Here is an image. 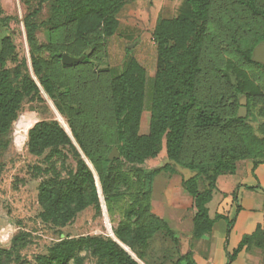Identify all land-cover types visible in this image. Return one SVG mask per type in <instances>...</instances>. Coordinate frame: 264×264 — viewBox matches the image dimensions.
I'll return each instance as SVG.
<instances>
[{"label": "trees", "instance_id": "trees-1", "mask_svg": "<svg viewBox=\"0 0 264 264\" xmlns=\"http://www.w3.org/2000/svg\"><path fill=\"white\" fill-rule=\"evenodd\" d=\"M127 1L75 0V9L67 16L64 27L72 29L75 26V34L79 39L89 35L86 36L87 39L94 37L99 40L100 37L106 40L119 31L121 23L117 13ZM133 1L138 4L139 11L149 14L159 7L158 0ZM186 2L191 6L192 16L156 19L153 35L161 60L152 75L130 54L126 56L123 69L118 74L111 68L95 71L93 64L103 58L105 44L94 46L89 55L73 64H64L61 53L53 66L67 76L66 85L74 101L97 104L95 125L83 119L68 123L77 144L91 163V156L104 155L113 145L118 146L120 156L127 165L120 174V185L123 186L126 199L128 192L135 196L142 192L151 193L153 178L160 171L175 172L171 164L149 171L140 167L147 160L159 157L164 144L166 157L184 167L204 175L210 168L215 169L213 178H207L208 183L202 190L199 189L196 177L183 181L196 209L194 236L201 237L208 233L218 219L227 221L229 236L236 214L241 209L237 192L233 194L237 211L232 219L221 213H216L211 218L207 204L217 188V178L225 173H233L238 161L252 158L255 166L264 162V142L260 139L251 141L250 144L241 135L243 118H236L231 123L226 121L231 113L228 99L230 88L218 72L225 59L220 50V42L207 33L206 25L214 15L228 17L238 24L243 23L239 20H247L248 15L264 17V0ZM218 3L223 6H218ZM91 20H95V23L89 28L86 27ZM80 42L83 41L80 39ZM80 45L82 46L81 43ZM237 48L240 49V46ZM10 55L11 45L4 39L0 58ZM32 63L36 79L51 99V92L58 86L57 82L47 75V78L42 76L43 65L34 55ZM40 92L42 91L33 76L24 80L21 92L0 85V113L14 114L23 94ZM145 110L151 112L149 131L141 133V117ZM28 134V148L33 154L41 155L47 148L69 144L79 158L77 171L63 181L65 185H58L57 179L52 178L42 182L39 187L42 219L63 227L93 201H101L94 174L96 169L93 163L94 171L88 165L59 122L38 121ZM226 147L232 152L231 159L223 158ZM103 160L113 162L107 156ZM258 187L248 186L250 189ZM70 199L71 204H68ZM140 199V196L135 198L141 203ZM126 203L128 209L115 222L117 228L114 232L141 261L153 264L145 250L150 239L162 232L174 233L164 219L152 212L149 201L140 205L138 203L136 207ZM114 215L115 213L111 215L112 218ZM125 218L135 220V223L129 225L122 221ZM252 235L244 236L239 246L228 254L227 264H231ZM88 249L109 264H141L109 235L108 238L79 236L61 239L50 248L48 256L43 258L41 264H69L71 261L74 264H84V256L80 253ZM174 264L196 263L184 256Z\"/></svg>", "mask_w": 264, "mask_h": 264}, {"label": "rangeland", "instance_id": "rangeland-1", "mask_svg": "<svg viewBox=\"0 0 264 264\" xmlns=\"http://www.w3.org/2000/svg\"><path fill=\"white\" fill-rule=\"evenodd\" d=\"M219 4L222 3H218V6H223ZM75 5V0H0V49L4 39L11 45V55L0 58V85L21 92L24 80L29 76L35 77L32 55L43 65L42 76L53 78L58 85L51 92V101L57 107L56 111L48 102L50 98L44 97L47 94L42 88L43 93L23 94L14 114L0 113V264H41L50 248L64 238H108L100 199L98 202L93 201L63 227L45 222L41 217L43 208L39 203L40 184L56 178L58 185H65L63 181L77 171L79 158L69 144L47 148L41 155L31 153L28 148L30 128L41 120L59 122L72 135L68 122L75 119H83L93 125L97 122V104L74 101L66 85L67 76L53 66L57 57L61 53H68L80 61L93 51L94 46L105 44L103 58L93 64L95 71L111 68L118 74L123 69L126 56L130 54L152 75L161 60L153 35L156 19L192 16L191 6L186 0H158L159 7L152 14L139 11L138 4L128 0L117 13L121 24L115 35L106 40L100 37L99 40L94 37L87 39L86 36L89 35H85L80 38L83 42H80L75 34V26L72 29L64 27L67 16L75 9ZM246 19L239 20L243 23L238 24L228 17L214 15L206 25V31L220 42V50L225 59L218 72L230 88L228 99L231 113L226 121L231 123L240 118L238 111L242 100L246 98L248 113L241 123V135L251 144V141L260 139L264 142V63L254 60L255 49L264 44V17L248 15ZM94 23L95 20H91L86 27L89 28ZM237 46H240L241 51ZM150 118L151 112L145 110L141 117V133L149 131ZM72 139L78 146L75 138ZM114 149L119 153L118 146L113 145L104 155L91 156V160L115 230V222L127 211L128 206L125 191L120 185L121 170L127 165L120 153L119 156L110 157ZM105 156L113 162L104 161ZM165 158L163 144L158 159L151 163L149 161L145 166L152 168L157 162L163 163ZM223 158H232V152L227 147ZM174 169L186 181L185 175L175 166ZM191 171L197 173L195 177L202 189L208 179L213 178L215 169L210 168L205 175L196 170ZM156 184L153 203L161 207L164 205L165 182L159 178ZM256 189L261 188L259 186ZM217 199L218 197L210 205V214L214 217ZM68 204H71V199ZM222 206L226 207V200L218 210ZM113 213L114 218L111 216ZM247 243L249 251L257 259L252 263L264 264V229L259 227L248 238ZM177 244L178 239L173 234L162 232L150 239L145 249L146 254L153 264H174L172 259L179 253ZM127 251L141 264L146 263L133 250ZM80 254L84 256V264H109L92 250H83ZM69 264L74 263L71 261Z\"/></svg>", "mask_w": 264, "mask_h": 264}, {"label": "crops", "instance_id": "crops-1", "mask_svg": "<svg viewBox=\"0 0 264 264\" xmlns=\"http://www.w3.org/2000/svg\"><path fill=\"white\" fill-rule=\"evenodd\" d=\"M158 159H149L140 167L144 171L161 167V163L157 162L152 168L145 165L150 161ZM161 178L165 182L164 187V205L157 207L153 201V191L157 179ZM216 190L213 193L212 200L207 204L210 214V205L218 197L216 203V213H221L232 219L237 211V203L234 201L233 194L237 191L239 204L241 209L236 214V219L232 227L231 233L227 234V221L225 219L215 220L211 230L201 237L194 236V216L196 209L193 200L186 190L182 176L170 170H162L153 178L152 192L144 194L143 192L136 194L140 196L141 203L149 201L152 212L164 219L169 228L173 231L174 237L178 239V250L176 258L188 256L196 264H227L228 254L232 253L235 248L242 242L244 236L252 235L258 227L264 229V162L254 165L252 158L240 160L236 163V170L233 173L222 174L217 178ZM248 186H260L261 189H250ZM205 186L203 185L204 189ZM200 189V186H199ZM201 189V190H202ZM127 190V189H126ZM135 194L128 192L127 202L131 206L141 203ZM226 200V207L220 204ZM143 206V205H142ZM190 208V212L188 211ZM139 210L137 211L138 214ZM129 225H133L135 220H122ZM117 223V222H116ZM257 260L254 254L249 251L248 244L235 256L231 264H253L252 261ZM185 263V260L182 261Z\"/></svg>", "mask_w": 264, "mask_h": 264}, {"label": "water", "instance_id": "water-1", "mask_svg": "<svg viewBox=\"0 0 264 264\" xmlns=\"http://www.w3.org/2000/svg\"><path fill=\"white\" fill-rule=\"evenodd\" d=\"M89 53V51L87 52ZM254 60L257 61V62H263L264 63V44L263 45H260L258 46L255 51H254ZM79 61V58H76V57H73L71 55H69L68 53H63L62 54V62L64 64H73V63H76ZM33 70V69H32ZM34 79L36 80V82L38 83L41 91H42V87L40 85V83L38 82V80L36 79V77H34ZM43 93V92H42ZM45 98L48 97V95H44ZM49 98V97H48ZM51 100V99H50ZM51 104L54 106L55 108V105L52 101H50ZM242 105L238 111V116L240 118H244L246 117L247 113H248V109H247V106H246V98H244L242 100ZM68 133V132H67ZM69 134V133H68ZM73 135V134H72ZM70 137L72 138V136L70 135ZM73 140V139H72ZM75 143V142H74ZM79 151L81 152L82 156L84 157V159L86 160V162L88 163L87 159H86V156L85 154L83 153V151L81 150V148L79 147V145L77 146ZM115 156H119V153L117 151V149H114L110 155L111 158H114ZM164 164H173L175 166V168L181 172L182 174L185 175V180L188 181L192 178H194L196 176V172H193L191 171L190 169L188 168H185L183 166H181L180 164H178L176 161L174 160H170L169 158H165L164 162L161 163V165H164ZM89 165V163H88ZM90 166V165H89ZM91 167V166H90ZM95 174V173H94ZM95 178H96V182H97V187H98V177L95 175ZM98 191H99V195H100V190H99V187H98ZM101 198V197H100ZM103 207V206H102ZM130 255H132L131 253H129Z\"/></svg>", "mask_w": 264, "mask_h": 264}, {"label": "bare ground", "instance_id": "bare-ground-1", "mask_svg": "<svg viewBox=\"0 0 264 264\" xmlns=\"http://www.w3.org/2000/svg\"><path fill=\"white\" fill-rule=\"evenodd\" d=\"M51 100L48 99V102L50 103V106L53 108L54 111H56V107L54 108V106L51 104L50 102ZM70 135V134H69ZM72 136V135H71ZM73 138V137H72ZM89 165L91 166V162L89 161L88 158H86ZM95 175L97 176V173L96 171L94 172ZM98 177V176H97ZM98 187H99V190H100V197H101V201H102V206H103V213H104V219H105V223H106V226H107V230H108V235L114 240L116 241L122 248H124L126 251L129 250L130 248L124 243L122 242L115 234L114 232V229L112 228V223H111V220L108 216V206H107V203H106V200L104 198V195H103V192H102V189L100 187V184H99V181H98ZM128 252V251H127Z\"/></svg>", "mask_w": 264, "mask_h": 264}, {"label": "flooded vegetation", "instance_id": "flooded-vegetation-1", "mask_svg": "<svg viewBox=\"0 0 264 264\" xmlns=\"http://www.w3.org/2000/svg\"><path fill=\"white\" fill-rule=\"evenodd\" d=\"M263 63V62H262Z\"/></svg>", "mask_w": 264, "mask_h": 264}]
</instances>
